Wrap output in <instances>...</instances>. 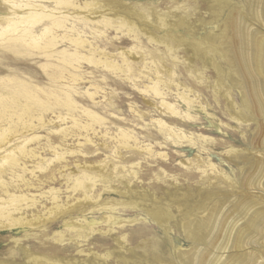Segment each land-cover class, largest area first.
Here are the masks:
<instances>
[{
  "label": "bare ground",
  "instance_id": "bare-ground-1",
  "mask_svg": "<svg viewBox=\"0 0 264 264\" xmlns=\"http://www.w3.org/2000/svg\"><path fill=\"white\" fill-rule=\"evenodd\" d=\"M10 4L8 16L0 15V47L23 54L18 56L37 52L45 60L41 66L52 87L41 86L12 72L0 76V232L12 235L21 228L47 229L52 222L67 218L56 230L57 242H63L69 231L74 230V226L81 228L82 223L95 233L99 229L94 220L68 218L83 212L80 206L84 202L108 197L104 192L103 197L101 192L110 188L109 185L98 186L102 173H88L90 168L102 171L101 166L83 164L80 167L76 161L75 167L71 168L68 159L84 157L89 145L95 144L91 134L97 135L98 127L106 122L75 97L79 93L77 85L85 79L84 65L95 66L130 81L141 92L158 97L168 112L178 115L182 112L177 110L178 104L169 102L165 96L163 80L157 76L141 87L140 76L134 75L127 54L135 55L143 35L150 43L163 44L172 55H179L175 52L180 50L181 41L175 47L171 41L160 38L149 20L140 19L143 22L140 29L128 15L121 17L123 21L115 26L114 17L108 13L110 10L100 9L97 0H11ZM215 7L216 33L207 36L205 43L190 45L187 50L189 55H197L203 69L198 71L201 82L210 84L214 77L216 100L225 102L231 121L245 136L248 147L226 145L225 154L228 162L233 164L232 173L225 169L227 166L216 164L210 156L207 169L203 171L210 177L223 174L230 189L219 188L216 182L210 181L198 193L189 187L184 198H174L169 207L154 206L146 212L165 232L170 247L165 261L159 258L148 262L144 258L131 257L123 238L119 240L122 250L108 251L105 256L93 253L100 256L103 264H108V259H114L116 264H264V0H216ZM164 23L162 20L157 27ZM184 23L182 18L175 27ZM100 25L104 30L98 28ZM110 28L133 40L134 46L128 51L118 46L122 49V61L111 59L102 48L107 45L104 40L108 38ZM208 70L213 76L207 75ZM173 83L178 91L183 88L181 93L177 92L187 104L192 105L199 98L197 95L191 97L193 90L190 87H181L175 79ZM99 85L95 91L88 88L85 91L93 100L104 90ZM198 105L207 113L205 105ZM183 117L195 118L190 109ZM57 121L63 122L60 128L51 129L49 135L40 134V129L52 127ZM156 121L163 130L177 131L163 119ZM69 122L71 125H66ZM62 124L66 126L62 127ZM118 131L111 137L115 143L113 158L120 157V152L127 149L155 152L153 146L141 141L133 130ZM54 134L59 136L54 138ZM200 137L209 138L203 134ZM71 139L77 142L73 148L67 144ZM157 155L169 156L165 151L157 152ZM140 164L138 162L132 168ZM45 172L47 175L42 177ZM58 176L66 180V189H71L70 193L78 194L67 195L68 200L64 201L63 191L54 185ZM45 186L49 189L42 191ZM90 186L94 187L91 195L88 193ZM119 193L127 195L124 189H119ZM47 196L52 205H43L30 215L29 209L42 204V199ZM112 203L113 200H109L103 204L110 206ZM115 203L122 205L123 201ZM141 218L133 219L139 221ZM14 240L20 243L22 238L14 237ZM124 250L127 253L122 252ZM79 254L84 255L80 262L67 264H91V250L82 249ZM9 260L0 259V264H60V261L39 256L36 252H32L27 261Z\"/></svg>",
  "mask_w": 264,
  "mask_h": 264
},
{
  "label": "rangeland",
  "instance_id": "rangeland-1",
  "mask_svg": "<svg viewBox=\"0 0 264 264\" xmlns=\"http://www.w3.org/2000/svg\"><path fill=\"white\" fill-rule=\"evenodd\" d=\"M10 1L0 0L1 16H8L7 11H11ZM97 1L100 9L110 10L108 13L114 17L113 25L115 26L123 21L121 17L128 15L132 21H136V26L140 29L143 27V22L140 19L149 20L156 32L159 33L160 38L163 41H171L175 47L181 41L182 46L178 50L180 52H175L179 55H172L163 44L150 43L148 38L143 35L139 48L136 49L138 53L134 52L135 55L128 53L127 57L134 68V75L140 76V86L150 84L152 79L159 76L165 84L164 92L168 101L176 103V106L178 104L177 110L183 114H171L161 106L160 99L155 95L143 93L130 81L85 64L83 69L86 73L85 79L78 84L79 86L77 85L79 93L75 97L80 104L104 117L106 122L98 127L97 135L91 134L95 144L89 145L90 149L86 150L84 157L68 159L71 168L75 167L76 161L80 167L83 164L101 166L102 171L90 168L88 173L91 175L102 173L103 176L101 181H98V186L109 185L110 188L102 189L101 192L102 194L106 193L108 197H104L105 194H103L104 199L102 200L99 198L94 202H84L80 206L83 212H77L68 218H90L89 220L95 221L94 224L99 230L92 233L89 226L82 223L81 228L74 226V230L69 231L63 242H57L59 238L56 236V230L67 219L61 218L52 222L47 229L42 227L21 228L12 235L0 232V259L2 260L15 258L16 261H21V259L27 261L31 253L36 252L39 256L60 261V264L75 263L84 258V255L79 254V251L86 249L91 250L92 254L89 259L91 264H103L100 256H105L108 251L122 250L119 240L125 238L124 243L127 244L131 257L144 258L148 262H155L159 258L165 261L168 250H170L165 232L146 212L154 206L169 207L174 198H184L189 187L198 193L210 181L216 182L219 188L230 189L223 174H215L217 177L203 174V171L207 169L209 156L213 157L216 164L227 166L225 169L232 173L231 166L233 164L228 162L229 158L225 154L227 146L232 144L241 148L248 147L244 140L245 136L236 128L235 122L231 121V117L226 112L225 102L218 103L216 100L213 89L214 77H212L211 85L202 83L198 71L203 69L197 55H189L187 50L190 49V45L205 43L207 36L216 33L218 22L213 13L216 8V0ZM182 18L185 23L176 28L175 25L180 24ZM162 20L165 23L158 28L157 26L161 24ZM98 28L104 30L102 25ZM87 30L89 31V28ZM191 30L192 32H190ZM107 33L109 36L104 40L107 45H102V48L109 53L111 59L122 61L120 47L123 46L125 51L130 50L134 46L132 38L124 36L123 32L118 31L119 34H117L115 28H110ZM200 38L201 40L204 38L203 41ZM122 42L123 44H121ZM18 55L23 54H16L8 48L0 47V76H8L12 72V74H18L17 76L30 78L41 86L52 87L49 77L41 66L45 62L44 58H41L37 52L27 56ZM174 56L179 58L176 59ZM146 64L148 68H146ZM207 75L213 76V72L208 70ZM174 79L181 84V87H186V89L190 87L189 89H192L194 94L191 97L197 95L199 101L197 99L194 104H187L178 94V92H182L183 88L178 91L174 87ZM98 85L104 90L95 95L93 100L85 91L87 88L90 91H95V87ZM199 103L206 106L207 113L202 111ZM189 109L195 118L183 117L185 111ZM135 110L137 111L135 112ZM156 119L165 120L177 131L170 132L159 128ZM61 123L63 122L57 121L52 127L46 126L39 132L41 135H49V131L60 128ZM66 125L70 126L71 122ZM66 125L62 124L61 126L65 127ZM119 129L133 130L141 141L151 144L155 152L127 149L120 152V157L113 158L115 143L111 137H114ZM179 129L189 136H184ZM200 134L209 136V138L203 139ZM57 136L59 135L52 137ZM76 143L71 139L67 144L73 148ZM160 151L167 152L169 156L162 158L157 155V152ZM135 152L138 153L134 155ZM138 162L141 164L132 168ZM134 170L138 176L135 175ZM44 175H47V172L42 173V177ZM56 181L58 182L54 185L63 191L61 197L64 201L68 200L67 195L78 194L77 192H72V194L70 193L71 189H66L68 184L62 177L58 176ZM47 189L49 187L45 186L42 191ZM119 189L126 190L127 195H120ZM32 191L36 194L40 193V191ZM88 193L89 195L94 193L93 186L88 188ZM156 196L160 199L156 200ZM109 200H113L110 206L103 204ZM117 201H123V204L115 203ZM42 202L37 207L29 209L30 215L31 212H36L43 205L48 207L52 205L48 196L42 199ZM135 217L141 219L136 221L133 219ZM14 237L22 238V240L17 243ZM125 250L122 252L127 253ZM94 252H98L100 256H96L93 254ZM107 262L116 264L114 259H108Z\"/></svg>",
  "mask_w": 264,
  "mask_h": 264
}]
</instances>
